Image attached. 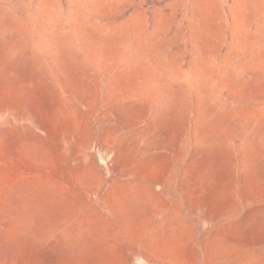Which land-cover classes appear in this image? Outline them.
Here are the masks:
<instances>
[{
	"label": "rangeland",
	"instance_id": "374dc122",
	"mask_svg": "<svg viewBox=\"0 0 264 264\" xmlns=\"http://www.w3.org/2000/svg\"><path fill=\"white\" fill-rule=\"evenodd\" d=\"M0 264H264V0H0Z\"/></svg>",
	"mask_w": 264,
	"mask_h": 264
}]
</instances>
